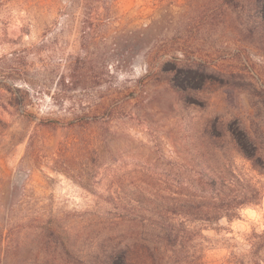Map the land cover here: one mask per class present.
Returning a JSON list of instances; mask_svg holds the SVG:
<instances>
[{
  "label": "rangeland",
  "instance_id": "374dc122",
  "mask_svg": "<svg viewBox=\"0 0 264 264\" xmlns=\"http://www.w3.org/2000/svg\"><path fill=\"white\" fill-rule=\"evenodd\" d=\"M100 1L0 0V264H118L122 241L150 235L107 212L136 201L165 205L169 193L192 189L193 128L215 121L250 131L242 144L248 155L257 147L255 164L231 150L230 137L218 155L263 196L231 220L194 223L202 237L191 259H247L252 234L264 230V97L207 82L199 98H183L185 109L146 73L148 47L176 44V20L208 22L204 0H115L116 25L153 24L144 50L122 70L112 67L108 82L98 60L76 70L87 2L101 11ZM193 41L198 59L244 67L264 88V52L227 26L200 28ZM202 78L185 71L175 79L197 89Z\"/></svg>",
  "mask_w": 264,
  "mask_h": 264
},
{
  "label": "trees",
  "instance_id": "16d2710c",
  "mask_svg": "<svg viewBox=\"0 0 264 264\" xmlns=\"http://www.w3.org/2000/svg\"><path fill=\"white\" fill-rule=\"evenodd\" d=\"M100 3L101 11L93 2H87L81 51L75 58L78 64L76 70L98 60L103 68L102 81L108 82L113 70H122L137 52L144 50L153 24L135 30L116 25L119 17L116 15L115 0H101ZM198 7L208 14V22L199 25L200 21L192 18V23L183 25V19L176 20L170 29L176 44L170 49L148 47L146 73L158 84L169 88L176 95V103H182L185 109L188 103L183 98L188 95L199 98L207 82L219 88L245 90L252 96L263 98L264 88L246 68L198 59L194 54L193 38L200 28L227 26L241 41L264 52V0H204ZM193 11L195 7L188 5L186 13L192 14ZM93 46L99 51L93 53ZM168 62L172 68H165ZM74 71L68 75L72 79L70 82L75 80L72 78ZM185 71L203 77L197 89L182 86L175 79L185 75ZM115 107L111 108L110 114ZM193 129L197 136L196 139L190 138L188 146L190 161L195 168L192 189L186 188L176 196L169 193L165 205L151 200L148 206H144L136 201L107 212V218L111 220L115 218L146 226L150 235L141 243L137 237L133 242L129 239L122 241L118 264H204L200 256L191 259L194 240L196 236L202 237L200 229L193 224L216 223L223 218L231 220L238 217L242 207L260 202L263 191L244 182L234 172L232 160L218 155L220 150L229 146L225 145L223 138L230 137L231 150L255 164L253 154L257 147L253 144V153L248 155L242 144L244 137L250 138L248 128L243 125L225 127L215 121L209 127L196 126ZM247 257L244 259L232 254L226 264H264V230L252 234Z\"/></svg>",
  "mask_w": 264,
  "mask_h": 264
}]
</instances>
